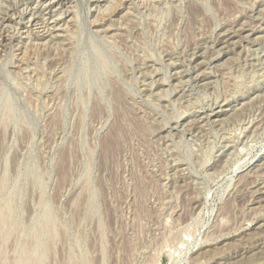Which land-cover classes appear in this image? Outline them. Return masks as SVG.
Instances as JSON below:
<instances>
[{"label": "rangeland", "instance_id": "374dc122", "mask_svg": "<svg viewBox=\"0 0 264 264\" xmlns=\"http://www.w3.org/2000/svg\"><path fill=\"white\" fill-rule=\"evenodd\" d=\"M0 264H264V0H0Z\"/></svg>", "mask_w": 264, "mask_h": 264}, {"label": "bare ground", "instance_id": "6f19581e", "mask_svg": "<svg viewBox=\"0 0 264 264\" xmlns=\"http://www.w3.org/2000/svg\"><path fill=\"white\" fill-rule=\"evenodd\" d=\"M51 2V1H50ZM147 8H148V6H147ZM29 10V9H28ZM21 11V10H20ZM35 15V14H34ZM14 16V15H13ZM34 18V17H33ZM32 19V18H31ZM31 21V20H30ZM55 21H56V19H55ZM58 28V27H57ZM3 29V28H2ZM263 42V41H262ZM27 48V47H26ZM212 51V50H211ZM248 51V50H247ZM213 54V53H212ZM43 59V58H42ZM189 67V66H188ZM198 67V66H197ZM260 110V109H259ZM203 125V124H202ZM206 128V127H205ZM220 128V127H219ZM244 142V141H243ZM213 148V147H212Z\"/></svg>", "mask_w": 264, "mask_h": 264}]
</instances>
